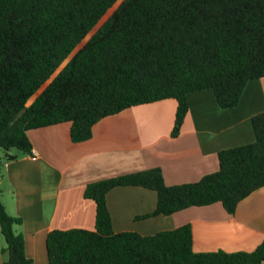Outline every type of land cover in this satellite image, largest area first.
<instances>
[{
  "label": "trees",
  "instance_id": "16d2710c",
  "mask_svg": "<svg viewBox=\"0 0 264 264\" xmlns=\"http://www.w3.org/2000/svg\"><path fill=\"white\" fill-rule=\"evenodd\" d=\"M116 1L0 0V168L30 153L31 129L68 122L81 142L103 117L164 99L176 101L175 137L189 92L211 89L230 108L247 81L264 77V0H121L72 54ZM250 121L254 141L218 151L217 170L197 181L167 185L152 167L87 183L95 229L51 230L48 264H262L264 238L251 251L195 252L188 224L114 232L105 200L114 187L139 186L157 195L145 216L216 202L234 213L264 186V111ZM20 222L0 198L2 264H31Z\"/></svg>",
  "mask_w": 264,
  "mask_h": 264
},
{
  "label": "crops",
  "instance_id": "0c3cea01",
  "mask_svg": "<svg viewBox=\"0 0 264 264\" xmlns=\"http://www.w3.org/2000/svg\"><path fill=\"white\" fill-rule=\"evenodd\" d=\"M187 104L175 137L174 99L105 116L81 142L71 141L68 122L27 131L36 158L22 154L1 166L0 198L21 219L14 230L23 235L31 264H48L51 230L95 229V202L83 195L87 183L152 167L161 169L167 185L194 182L217 170L218 151L253 142L250 120L264 111V77L247 81L233 107L221 108L211 89L189 92ZM105 200L114 232L152 235L188 224L195 252L251 251L264 238V186L241 199L232 214L216 202L145 216L157 195L139 186L114 187ZM3 244L0 234V249Z\"/></svg>",
  "mask_w": 264,
  "mask_h": 264
},
{
  "label": "rangeland",
  "instance_id": "374dc122",
  "mask_svg": "<svg viewBox=\"0 0 264 264\" xmlns=\"http://www.w3.org/2000/svg\"><path fill=\"white\" fill-rule=\"evenodd\" d=\"M121 2V0H117L115 3H114V5L110 8V9H108L107 11H106V13L101 17V19L98 21V23L93 27V29L89 32V34L84 38V40L75 48V50L72 52V54L89 38V36L104 22V20L111 14V12L117 7V5L119 4ZM71 54V55H72ZM70 55V56H71ZM69 56V57H70ZM69 58H67V60H68ZM67 60H65L62 64H61V66L55 71V73L54 74H56L57 73V71L66 63V61ZM53 74V75H54Z\"/></svg>",
  "mask_w": 264,
  "mask_h": 264
},
{
  "label": "built area",
  "instance_id": "2783aa9c",
  "mask_svg": "<svg viewBox=\"0 0 264 264\" xmlns=\"http://www.w3.org/2000/svg\"><path fill=\"white\" fill-rule=\"evenodd\" d=\"M30 155L32 156L33 159L36 158V152L32 148H31V151H30Z\"/></svg>",
  "mask_w": 264,
  "mask_h": 264
}]
</instances>
